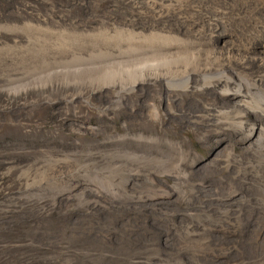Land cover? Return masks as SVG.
I'll return each instance as SVG.
<instances>
[{
    "label": "bare ground",
    "instance_id": "obj_1",
    "mask_svg": "<svg viewBox=\"0 0 264 264\" xmlns=\"http://www.w3.org/2000/svg\"><path fill=\"white\" fill-rule=\"evenodd\" d=\"M128 2L131 14L137 18H131L127 24L120 22L109 27V23L100 22L98 27L86 31L57 30L39 22L22 26L36 32L32 41L35 45L32 47L33 61L39 67L48 66L45 72L48 80L49 74L56 82L65 79L78 83L104 81V85H111L116 103L123 97V92H132L138 83L149 91L148 100L153 102L151 118L161 123L156 131L171 137V141L166 140L164 145L167 151H124L122 156L135 163V168L125 170L118 164L100 168L104 172L106 169L123 175V179L117 181L115 176H104L109 178V184L113 182L115 187H122L121 190L108 191L109 196L132 204L124 208L106 203L107 206L97 205L96 211L119 209L127 214L138 210L143 214H171L173 224L166 226L172 228L148 222L158 240H165L168 244L159 242V249L150 250L153 256L146 253L148 256L139 258L141 255H137L142 260L139 264H152L151 260L156 261L155 264H186L182 256L177 258L176 251L181 249L191 255L211 251L213 256L221 255L224 264H264V60L245 58L248 54L264 56V52L256 53L257 49L264 50V0H144L142 8L147 11L144 14L148 20L141 18L143 12L137 0ZM156 97L159 109L154 102ZM183 104L186 106L182 115H176ZM176 119L184 127H192L210 146L205 163L191 158L182 141H173L176 137L168 125ZM144 136L136 137L147 144L158 142L157 137ZM229 145L238 150L232 158L227 151ZM37 170L39 174L44 172ZM139 173L144 175L146 186L125 189L124 179L128 180L133 174L139 176ZM210 174L219 179L210 177ZM160 178L165 182L171 180V186L158 183ZM196 180L207 181L214 188L203 190L195 184ZM213 196L218 198L211 199ZM81 204L91 205L86 201ZM176 204L181 205L178 211L174 207ZM209 210L216 214L210 215ZM182 211L185 215L183 222L179 214ZM180 223L184 224L178 227L176 224ZM213 232H226L232 236L227 243L219 241L211 247L206 234ZM239 233L244 239L238 243L242 242V248L248 246V251H243L247 254L236 253L241 255L237 257L234 252L227 251L236 248L232 237ZM174 236L177 237L175 255L162 256L161 250L170 252L174 249ZM253 238L260 239L261 245H251ZM100 250L97 253L101 257L111 255L110 251ZM92 253L88 254L93 256ZM192 264L200 263L195 258Z\"/></svg>",
    "mask_w": 264,
    "mask_h": 264
},
{
    "label": "rangeland",
    "instance_id": "obj_2",
    "mask_svg": "<svg viewBox=\"0 0 264 264\" xmlns=\"http://www.w3.org/2000/svg\"><path fill=\"white\" fill-rule=\"evenodd\" d=\"M128 1L0 0V264H127L131 261H137L135 264H139V258L150 255L152 249H159V242L168 244L165 238L162 239L164 241L158 240L148 222L152 225H165L166 229L172 228L166 226L173 224L171 214L162 216L154 212L150 215L143 214L141 210L127 214L119 209L96 211L97 205L107 206L114 203L113 206L122 205L125 208L132 204L116 201L109 196L108 191L121 190L122 187H115L113 182L109 184V178L104 176H115L117 181L119 178L123 179V175L106 169L104 172L99 170L100 168L116 164L125 170L127 167L135 168V163L122 156L124 151H167L164 145L166 140L171 141V137L156 131L160 129L161 123L151 118L153 102L148 100L149 91L142 89V85L137 83L133 93L123 92L118 104L115 94L111 92V85H104V81L78 83L65 79L56 82L49 74L48 80L45 73L48 66L39 67L33 61L32 49L35 45L32 41L36 32L22 27L25 23L39 22L57 30L70 28L86 31L98 27L100 22L109 23V27L120 22L127 24L131 18H137L131 14ZM137 1L143 12L141 18L148 20L144 14H147V11L142 8L144 0ZM258 52L263 53L264 50L257 49L256 53ZM246 57L250 58L249 60H264V56L256 54H248ZM157 101L156 97L154 102L159 109ZM185 106L186 104H183L181 109L176 108L178 110L175 114L182 115ZM160 115L163 117L161 112ZM174 122L172 120V124L168 125L170 132L176 137L173 141H182L191 158L205 163L210 148L205 139L197 135L192 127H184L177 119ZM139 135L157 137L158 142L147 144L144 140L137 139ZM227 151H230L231 158L238 154L236 146L229 145ZM128 162L130 166H127ZM37 168L45 173L39 174ZM138 175L140 177L134 175L128 180L124 179V188L135 190L145 187L144 175ZM214 178L219 179L218 176ZM106 179L108 183H105ZM197 181H194L195 184L200 185L199 188L203 190L214 188V185L207 181ZM157 182H162L161 184L168 187L172 184L171 180L165 182L162 178L159 181L157 179ZM208 198L209 196H206V199ZM217 198L218 196H213L211 199ZM83 201L91 205L81 204ZM146 204L152 205L153 202ZM180 206L174 205L177 211ZM214 212L208 211L210 215H215ZM179 214L182 222L185 221L184 212ZM183 224L176 225L179 227ZM226 234L213 232L206 235L209 236L208 241L212 247L219 241L227 243L232 234ZM110 238H113V242ZM242 239L244 238L240 233L235 234L232 240L236 241L234 243L237 246L227 253L234 252L236 255L247 252L248 246L242 248V242L238 243L243 241ZM174 240V249H170V252L168 249L161 250L162 256H170L171 253L175 255L176 236ZM259 240L253 238L251 245L260 246ZM100 249L110 251L113 259L110 256H99L97 252ZM215 249L218 250V247ZM181 251H176L177 258L182 256L186 264H192L195 258L200 264L201 261L203 264H224L221 255L213 256L211 251L205 250L192 255L189 251ZM239 256L241 255L237 257ZM155 262L150 261L152 264Z\"/></svg>",
    "mask_w": 264,
    "mask_h": 264
}]
</instances>
